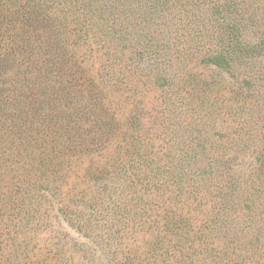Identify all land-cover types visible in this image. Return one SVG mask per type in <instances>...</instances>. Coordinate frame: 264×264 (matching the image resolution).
Segmentation results:
<instances>
[{
	"label": "rangeland",
	"instance_id": "obj_1",
	"mask_svg": "<svg viewBox=\"0 0 264 264\" xmlns=\"http://www.w3.org/2000/svg\"><path fill=\"white\" fill-rule=\"evenodd\" d=\"M225 4L0 0V85L12 83L17 71L35 67L44 70L42 81H62L69 70L59 73L64 55L54 48L53 36H62L63 27L79 30L77 38L67 36L68 43H76L68 51L89 75L99 77L96 83L104 86L120 115L132 116L134 106L143 107L136 120L151 137L156 159H161L158 171L155 162L141 166L128 160L121 167L117 160L112 166L107 157L110 164L103 167L104 158L96 155L72 157V165L63 169V177L56 174L55 181L50 172L41 173L35 166L8 163L0 171V264H192L197 258L196 264H264V54L244 61L225 54L223 46L228 47L216 37L233 22ZM235 4L247 43L264 40V0ZM40 12L44 22L38 21ZM22 44H29L24 50L31 51L23 53ZM196 76L202 87L208 81L216 86H208V93L194 102L189 98ZM110 144L106 156L119 142ZM222 151L231 175L223 171L217 181L210 180L202 173L214 165L211 154ZM90 166L103 170L102 180L97 181ZM176 174L182 185L199 191L194 198L201 206L180 205L182 215L188 214L196 225L205 219L200 213L209 214L219 197L228 198L231 224L225 231L218 229L212 241L216 258L210 256L212 249L200 250L198 257L195 249L186 251L181 236L161 240L166 218L161 202L175 200ZM42 182L46 192L31 189ZM156 183L159 190L154 189ZM133 191L136 194H128ZM31 201L34 208L38 202L41 207L33 211ZM172 246L174 252L166 251Z\"/></svg>",
	"mask_w": 264,
	"mask_h": 264
},
{
	"label": "trees",
	"instance_id": "obj_2",
	"mask_svg": "<svg viewBox=\"0 0 264 264\" xmlns=\"http://www.w3.org/2000/svg\"><path fill=\"white\" fill-rule=\"evenodd\" d=\"M235 1L226 0L224 6L233 18V22L227 28L222 27L218 31L216 35L218 42L227 46L228 48L226 50L223 46L225 54L234 57L237 61H244L263 55L264 40L249 44L244 38L242 33L244 25L241 22L242 20L236 16ZM162 7L163 5L161 3ZM6 9L7 12L11 10V5L9 4ZM40 15L41 18L38 21L44 22L45 19L41 12ZM40 15L37 13L35 17L38 18ZM62 30V36L59 34L53 36L56 38L55 43L51 42L56 51H61L62 55H64V63L59 68V73L60 71L64 72L67 68L69 70L68 74L64 73L65 78L62 81L57 82L55 80L52 84L42 81L43 76L40 75H44L45 72L35 67L31 70L25 68L24 70L17 71V76L14 80L12 79V83L0 85V171H2L1 169L5 170V166L8 163L9 165L22 163L23 167L35 166V169H38L41 173L44 171L50 172L51 179L54 180L56 174L59 173L58 176L61 177L64 174L63 169L69 168L72 165L70 163L72 157L78 156L81 159L83 155L86 157L96 155L97 157L104 158L105 165L103 167L110 164L107 161V157H110V161L113 160L112 166L116 160L121 167L122 162L125 163L129 160L132 162L135 161L141 166L146 164L155 166L157 164L156 168L159 171L161 166L158 165V162L161 159H156L155 154H153L154 151L152 152L151 150L152 144L149 142L151 137L145 135V132H142V125L136 120L138 110L143 111V107L141 106L139 108V106H134V115L132 116L128 114L129 116L123 117L122 114L120 115V111L116 112L115 108L111 106L110 99L104 93V89L102 88L104 86L96 83L99 77L96 79L92 75H89L86 70L82 69L78 61L74 60L73 51H68L69 47L76 46V43L74 40L68 43L67 36L74 35V38H77L79 30L68 29L66 27H63ZM120 36L122 37L123 35L120 33ZM28 37L33 38L32 35H28ZM19 46L23 53H29L31 51L24 50L30 46L29 44ZM69 52L72 53L73 57H67ZM194 79L193 86L191 85L190 88L191 92L189 91L191 94L189 99L191 101H194L195 97L198 98L201 93L207 94L208 91L206 89L208 86H216V83H213V81H208L209 83H206L202 87L199 84L201 78L196 76ZM83 86H86L84 91L81 89ZM83 99L84 102L86 99L85 104L80 101ZM188 103H191L190 105L194 104L190 101ZM142 114L140 112L139 115ZM146 138H148V141ZM113 140L114 143L118 141L119 144H116L111 149L113 153L111 156H106L104 153L108 151L111 145L110 143ZM163 156L166 158L165 153H163ZM214 156L216 163L213 161L214 165L212 167L208 165L207 171H204L202 174L209 175V179L213 181H217V178H219V175L223 171L226 172L225 175H231L229 160L225 158L223 151L221 153L219 152V154L213 152L210 159L212 160ZM226 160L228 162H225ZM32 163L33 165H31ZM141 166H138L137 169L146 179L147 174ZM93 167L90 166L92 172L97 177V181L102 180L103 170H93ZM88 169L87 167L84 171H88ZM178 170L180 172L183 170L182 164L180 163ZM32 172L36 173L35 170ZM105 173H107L106 169ZM167 173H170V167L166 170ZM2 175L0 173V178ZM130 179L129 177V181ZM181 179L176 174L175 180L172 181L178 186L175 200L171 202L163 198L166 201V205L165 201L161 202V210L166 217L164 221L166 226L164 225L161 229V233L164 235L161 237V240L166 239V241H171L168 238L169 236H181L186 246V251L190 250L194 252L193 249H195V251H198L195 253V256L198 257L200 250L212 249L215 252L210 254V256L216 258L217 255L215 253L217 251L213 247L212 241L217 239L216 232H218V229L225 231L229 226L227 223L231 224V220L229 221L227 217V208L228 210L230 209L227 203L228 198H224V200L218 196L217 205H210L211 211L209 214L206 212L200 213L205 219H202V223L196 225L190 221L191 218L188 214L182 215L183 208L181 207L184 204H188L187 206H189L190 203H196L197 206H201V201L195 200L194 198L199 196V191H193L189 187L182 185ZM27 182L30 184V181L27 180ZM94 182L96 181L94 180ZM38 185V183L32 185L31 189L47 191L46 186H43V182L41 186ZM128 185L130 186V182H128ZM159 186L156 183L154 189H160ZM128 194L134 195L136 192H128ZM40 195H36L35 198H40ZM75 195L77 194H73V196ZM202 196L204 197V192ZM219 199H223L224 201H220ZM121 201L123 202V206L128 205L127 199L123 198ZM226 203L228 206H226ZM28 205L29 208L33 205L31 208L33 211L41 207L40 202H38V207L36 208H34L32 201ZM153 210L155 211V208ZM154 211H151V213ZM183 214L185 213L183 212ZM2 215L3 212L1 211L0 220L2 219ZM140 219L145 220V217ZM180 233L181 235H178ZM0 235H2L1 230ZM196 242H198V245L195 244ZM170 250L173 251V246L166 251ZM263 258L264 254L261 259ZM210 260L214 261V259ZM197 261L198 258L192 260L191 263L196 264Z\"/></svg>",
	"mask_w": 264,
	"mask_h": 264
}]
</instances>
